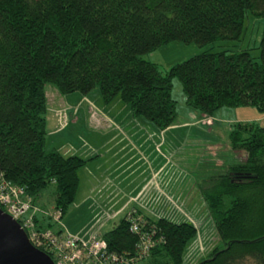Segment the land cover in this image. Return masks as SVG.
Listing matches in <instances>:
<instances>
[{
  "label": "trees",
  "instance_id": "16d2710c",
  "mask_svg": "<svg viewBox=\"0 0 264 264\" xmlns=\"http://www.w3.org/2000/svg\"><path fill=\"white\" fill-rule=\"evenodd\" d=\"M249 15L264 16V0H0V172L33 201L53 188L61 219L72 206L87 160L46 152L47 84L64 95L98 89L104 103L118 99L161 131L178 118L176 78L198 113L249 107L264 114V36L259 62L248 50H224L164 72L140 58L175 41H238ZM229 131L231 151L245 158L222 167L207 162L211 170L196 181L220 241L196 264H264V128L236 122ZM128 213L103 234L117 255H133L137 243ZM34 218L39 229H52V217L48 224ZM143 219L164 240L140 264H185L196 226Z\"/></svg>",
  "mask_w": 264,
  "mask_h": 264
},
{
  "label": "rangeland",
  "instance_id": "374dc122",
  "mask_svg": "<svg viewBox=\"0 0 264 264\" xmlns=\"http://www.w3.org/2000/svg\"><path fill=\"white\" fill-rule=\"evenodd\" d=\"M245 20L244 32L238 41L219 40L204 46L175 41L140 58L156 63L164 72L197 54L224 50H248L259 62L258 46L264 36V16L254 18L249 15ZM172 83V99L177 104L178 118L175 125L165 131L142 117H133L129 105L118 99L107 105L98 89L90 91L88 95L79 92L64 95L52 84H47L46 152L57 150L66 156L83 147L101 149L105 143V148L101 151L100 160H92L80 169L82 173L81 176L78 174L80 183L77 196L59 223H55L52 217L56 209L53 188L46 190L36 201L29 200V214L50 219L45 224L51 222L52 217V230L61 228L65 233L85 240L96 234L103 236L126 214H117V210L128 202L114 201L108 194L117 190L123 192L121 197H124L125 192H141L138 200L128 203L127 212L140 211L138 216L153 220L161 217L188 220L198 232L187 247L190 250L188 253L186 251L185 264H196L205 259L219 246L220 241L210 219L206 217L196 181L200 175L211 170L207 162L222 167L226 162L243 160L245 153L230 149L228 129L236 122H257L264 128V119L256 120L264 115L257 109L244 107L237 109L239 111L233 117L226 114L225 120L222 118V121L216 122L213 117L188 108L180 81L176 78ZM126 159H129V165L133 163L129 170H135L134 183H125V176L120 174L115 179L111 178L113 181L108 185L98 183L97 178L105 171L104 168H120L118 173H122ZM211 159L213 162L208 161ZM100 163L103 166L97 171ZM144 169L150 171L149 175H144ZM95 185L104 192L101 196L97 194L98 188L93 189Z\"/></svg>",
  "mask_w": 264,
  "mask_h": 264
},
{
  "label": "built area",
  "instance_id": "2783aa9c",
  "mask_svg": "<svg viewBox=\"0 0 264 264\" xmlns=\"http://www.w3.org/2000/svg\"><path fill=\"white\" fill-rule=\"evenodd\" d=\"M31 198L25 194V189L16 186L0 172V207L26 234L29 242L40 251L45 252L54 264H140L150 256L151 251L162 245L163 237L157 235L153 225L138 216L132 210L127 218L130 221V232L137 237L133 255L115 254L109 251L101 235H93L83 240L65 233L61 228L57 231L39 229L35 216L30 215ZM52 217L55 223L61 220L60 210L54 209Z\"/></svg>",
  "mask_w": 264,
  "mask_h": 264
},
{
  "label": "water",
  "instance_id": "95a60500",
  "mask_svg": "<svg viewBox=\"0 0 264 264\" xmlns=\"http://www.w3.org/2000/svg\"><path fill=\"white\" fill-rule=\"evenodd\" d=\"M0 264H54L45 252L29 242L23 229L1 207Z\"/></svg>",
  "mask_w": 264,
  "mask_h": 264
},
{
  "label": "crops",
  "instance_id": "0c3cea01",
  "mask_svg": "<svg viewBox=\"0 0 264 264\" xmlns=\"http://www.w3.org/2000/svg\"><path fill=\"white\" fill-rule=\"evenodd\" d=\"M96 103H99V101H96ZM233 111H236V112H233ZM233 111H228V110H226V109H224V108H222V110H220V111H218V112H216V113H214L211 117H213V119H215L216 120V122L218 121H222L223 119L225 120L226 119V117H224V115H226V114H228L229 116H231V117H233V115H235V113L237 114V111H239V110H237V109H235V110H233ZM239 113V112H238ZM242 114V113H241ZM264 115V114H263ZM264 116H262L261 118H256V120H263L264 118H263ZM223 118V119H222ZM247 120H250V121H254L252 118H246ZM246 120V121H247ZM245 121V120H244ZM215 122V123H216ZM215 123L213 124V125H215ZM227 130V129H226ZM230 129H228V131H229ZM105 148V143L103 144V145H101V149H98V148H96L95 147V149L94 150H90V149H88V148H85V147H83V148H81V150H75V152L73 153V152H71L70 154H68V155H66V156H70V155H76V156H78L79 158H83V159H86L87 160V163L84 165V168H85V166L88 164V163H91V161L92 160H95L96 162L98 161V160H100L101 158V156H100V154L102 153L101 151H103V149ZM128 161H129V159H126V161H124L125 162V164H124V166H123V171H122V173H118V169H120V168H115L114 170L113 169H110V168H104L105 169V171H103V172H101L100 173V176H99V178H97V180H98V183L100 184L101 182H103L104 183V185H108L109 184V182H111V181H113V180H111V178H113L114 177V179L116 178V176L117 175H124L125 177H124V182L126 183H128V184H130V183H134L136 180H135V170L132 168L131 170H129L130 169V167L132 166V164L133 163H131V165H129V163H128ZM103 166V164H99L98 166H97V171L99 170H101L100 168ZM163 168H164V166H163ZM108 169V170H107ZM82 170H80L79 171V176H81L80 174L82 173L81 172ZM144 175H149V173H150V171H147L146 169H144ZM155 172V171H154ZM157 173V172H156ZM92 174V173H91ZM91 174H89L88 176H89V180L91 179L90 177H91ZM114 174H115V176H114ZM87 176V175H86ZM153 176H154V173H153ZM80 178V177H79ZM130 178L131 179H133L132 181L130 180ZM94 187L95 188H98V186L97 185H95V186H93V189H94ZM135 190V189H134ZM98 192H97V194L99 195V196H101L103 193H102V191H99V188H98V190H97ZM122 194H123V192H119V191H113V192H111L110 194H108L109 195V197H110V199H112V200H114V201H116V200H118L119 202H124V201H126V202H130V204H132L131 202H133V201H135V200H138V198L140 197V194H141V192H139L138 194H133L132 192H125L124 193V197H121L122 196ZM110 195H113V197L112 196H110ZM116 197H118V198H116ZM119 202H117V203H119ZM127 203V205L126 206H124V207H122V208H119L116 212H117V214H120V213H128L127 212V208H128V206L130 205V204H128ZM116 214V215H117ZM190 250V248L187 250V253H188V251Z\"/></svg>",
  "mask_w": 264,
  "mask_h": 264
}]
</instances>
